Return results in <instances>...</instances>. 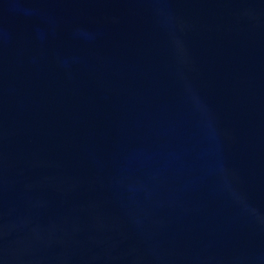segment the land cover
Instances as JSON below:
<instances>
[{"label": "water", "instance_id": "95a60500", "mask_svg": "<svg viewBox=\"0 0 264 264\" xmlns=\"http://www.w3.org/2000/svg\"><path fill=\"white\" fill-rule=\"evenodd\" d=\"M0 264H264V0H0Z\"/></svg>", "mask_w": 264, "mask_h": 264}]
</instances>
